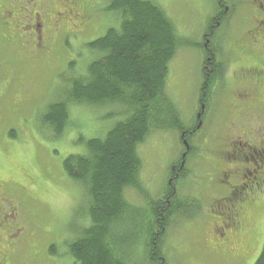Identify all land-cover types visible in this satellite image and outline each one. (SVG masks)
Here are the masks:
<instances>
[{
	"label": "rangeland",
	"instance_id": "1",
	"mask_svg": "<svg viewBox=\"0 0 264 264\" xmlns=\"http://www.w3.org/2000/svg\"><path fill=\"white\" fill-rule=\"evenodd\" d=\"M81 1L86 9L91 6L89 12L93 19L90 25L77 33V37L71 35L48 43L52 47L50 50L38 49L34 54V50L29 49L31 42L24 38L28 29H22L23 23L3 32L13 33L6 34L5 38H10L14 46L3 42V47H0V182L10 186L9 197L16 211L13 222L24 228L13 236L0 231V264L73 263L66 243L75 238L87 222L84 213L87 212L88 196L80 182L66 175L62 162L68 155L85 151L83 141L103 137L116 123L126 118V110L121 104L91 105L68 101L69 116L62 134L56 137L44 126L42 117L48 104L64 100L70 82L84 75L87 64L95 57L86 44L103 35L109 27L119 24L117 15L104 9L108 0ZM151 1L164 10L180 39L168 65L165 93L179 112L181 126H187L194 121L198 110L195 106L203 61L199 45L208 18L214 12L215 0ZM241 1H238L235 15L231 17V26L218 30L217 38H223L225 43L233 45L234 39L241 38L242 33L247 32L244 30L251 27V23L236 18L243 6L250 7L244 14L249 15L254 10L251 0ZM91 24L94 28L88 30ZM0 38L4 41L1 30ZM261 46L256 49L264 58V44ZM229 57L232 60L233 54ZM257 63V60L246 56L235 62L232 60L227 74L231 80L229 88L238 87L232 80L238 66ZM258 91L264 98V86ZM207 127V124L201 126L198 138L208 130ZM177 130L175 127L151 132L138 145L141 159L138 184L141 191L132 187L124 190L137 227L134 233L130 231L125 243L120 235V223L114 229L116 238H119L116 241L118 246L114 247L123 255L125 264H148L140 226H144L148 218V202L160 197L170 161L180 154ZM213 131L219 132L218 129ZM197 148L200 153L199 145ZM189 164L194 171L187 180L179 183L178 193L196 199L197 203L192 202L188 206L187 216H178L171 221L163 244L167 263L226 264L221 257L207 251L213 245L212 230L222 215V209L212 206V194L205 190L210 184L218 195H222L228 186L218 181L220 175L214 165L203 162L194 165V161H189ZM258 212L259 218L254 219L257 223L248 226L247 238L252 240L254 247L259 237L258 222L264 223V208L257 209L255 214ZM125 220L123 228L129 224ZM51 245L55 246L53 253L49 251Z\"/></svg>",
	"mask_w": 264,
	"mask_h": 264
},
{
	"label": "trees",
	"instance_id": "2",
	"mask_svg": "<svg viewBox=\"0 0 264 264\" xmlns=\"http://www.w3.org/2000/svg\"><path fill=\"white\" fill-rule=\"evenodd\" d=\"M238 1L241 0H215L214 12L222 11L225 6L230 10L236 9ZM250 3L253 9H259L256 2ZM104 9L117 15L118 26L109 27L103 35L86 44L95 54L87 64L86 73L74 78L66 98L48 104L42 117L44 126L58 137L68 120V101L91 105L117 103L126 110L125 120L116 123L103 137L80 140L85 145V151L68 155L62 162L66 175L80 182L88 196L87 212L84 213L87 222L77 236L66 243L67 253L73 259L72 264H125L123 255L114 247L118 246L116 241L119 239L114 229L120 223V235L125 243L137 227L124 190L132 187L141 191L138 184L141 168L138 145L151 132L177 127L182 158L177 154L170 161L160 197L148 202V218L144 226L140 224L147 263L168 264L163 249L166 231L173 218L187 216L188 206L192 202L197 203L194 198L181 196L178 185L193 173L191 167L187 170L188 159L199 154L197 147L203 143L206 132L200 138L197 137L200 129L181 135L183 126L179 122V112L165 93L168 65L180 39L164 10L151 0H108ZM214 12L208 18L204 33L212 27ZM221 15L225 17L226 14L222 12ZM2 22L0 30L4 41L0 38V47H3V42L14 46L10 38H5L6 34L13 33L6 31L3 34L5 27ZM92 27L94 24L88 30ZM236 40L238 38L232 45L231 42L225 43L223 38L217 39L216 48L210 45L211 51L199 45L203 54L198 88L200 95L209 94L214 88H223L224 74L231 57L227 48L237 50L239 44ZM189 144L193 148L190 151ZM196 158L195 164L203 162ZM185 159L187 164L179 178H173L168 184L169 177H172L170 167L179 165ZM125 219L129 224L123 228ZM54 249L55 246L51 245L49 251L53 253ZM256 264H264V250Z\"/></svg>",
	"mask_w": 264,
	"mask_h": 264
},
{
	"label": "flooded vegetation",
	"instance_id": "3",
	"mask_svg": "<svg viewBox=\"0 0 264 264\" xmlns=\"http://www.w3.org/2000/svg\"><path fill=\"white\" fill-rule=\"evenodd\" d=\"M251 1L257 2L259 9H254L248 15L244 11L250 10V7L243 6L241 14L236 17L251 23V27L236 40L239 44L237 50L233 47L227 49L233 54L234 62L246 56L258 63L238 66L232 77L238 87L228 89L230 83L227 74L232 64L230 59L223 88H214L206 95H200L198 89V110L194 121L183 126L181 135L195 133L204 124L208 125V130L199 146L200 153L188 159V164L185 159L179 165L171 166L172 177L168 180V184H171L173 178H179L186 164L187 170L190 169L189 161L195 164L196 157L218 169V181L226 184L228 190L218 195L214 186L209 184L206 188V192L212 194V202L215 203L212 206L222 209V215L212 230L213 245L207 251L221 257L226 264H256L264 250L263 222H258L260 227L256 247L247 238L248 226L257 223L254 219L256 221L259 218V212L255 214L257 209L264 208V98L258 91L264 86V58L258 52V47L264 44V0ZM90 9L91 6L86 9L81 0H0V22L3 21L5 29L11 27L9 30L23 23L22 29H28L24 38L31 42L30 49L35 54L38 49H52L47 44H52L57 38L77 37V33L89 26L93 19ZM235 11L225 6L222 11L214 12L212 27L202 36L201 46L204 49H212L211 44L215 47L217 39H220L219 36L217 38L218 30L226 25L231 26ZM222 12L226 14L225 17L221 15ZM213 129L220 130L219 134L214 133ZM192 149L189 144L188 151ZM9 188V185L0 182V231L13 236L18 235L17 232L24 227L13 222L16 211L9 197Z\"/></svg>",
	"mask_w": 264,
	"mask_h": 264
}]
</instances>
